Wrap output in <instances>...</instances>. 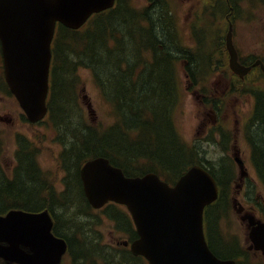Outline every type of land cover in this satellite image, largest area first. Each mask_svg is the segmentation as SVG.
Returning a JSON list of instances; mask_svg holds the SVG:
<instances>
[{"label":"trees","instance_id":"1","mask_svg":"<svg viewBox=\"0 0 264 264\" xmlns=\"http://www.w3.org/2000/svg\"><path fill=\"white\" fill-rule=\"evenodd\" d=\"M241 1L221 0L218 2V7L223 13L230 12V7L237 12L240 10ZM153 2L152 7L137 13L132 10L134 8L132 3H126L124 0L116 10L107 13L109 14L107 17H113V21L106 18L108 22L103 33L98 36L99 41L100 38L103 39V44L97 48L98 42L95 41L92 44L94 50H90V47L87 49L88 44L85 45L82 38L71 40L64 35V32L79 33L66 28L61 29L59 48L56 51L58 67L54 73L51 108L59 128L63 132L67 130L71 141L67 164L74 178L78 177L80 163L92 156L108 157L114 164L123 167L129 175H135V170L143 168V165L140 168L137 166L140 159L144 158L151 163L161 164L171 173H178L189 165L200 162L199 152L179 141L172 125L171 111L176 99L175 60L188 59L187 68L193 81L204 84L211 79L207 72L221 63L218 60V56L222 54L220 38L217 36L207 43L203 41V36L199 39L196 53L186 50L181 47L176 36V19L170 12L168 3L165 0H153ZM110 39L117 42L120 49L110 48ZM142 48L153 52L154 57L151 62L140 56ZM180 49L186 55L179 56L176 52ZM105 51L110 56L115 54L116 58L114 57L113 60L108 58L103 64L99 61L98 54ZM91 55L95 56L103 76L114 81L115 84L111 83L112 90H115L124 102V110L120 109L119 112L125 126L127 123L124 113L129 117V125L126 129L112 127L99 131L95 126L86 125L82 119V111L76 103L75 73L78 65L95 69L91 64L93 63ZM187 55L191 57H186ZM95 71L102 82L100 73L96 69ZM137 71H140L138 75ZM262 114L264 126V104ZM131 130L135 131L138 137L131 138ZM258 137L263 152H260L262 155L260 162L264 172V129L258 132ZM26 161H24L26 170H22L17 188H8L5 179L0 178V204L17 196L24 202H30L37 193V175L33 165L28 159ZM217 168L220 169L222 179L227 181L228 171ZM75 181L73 180V183ZM22 207L31 210V207ZM58 208L64 213L71 228L77 230L80 223L78 221H83L82 211L85 207L73 204ZM85 235L82 236L83 242L81 241L80 244L78 243L80 239L75 238L79 248L77 256L81 264H101L102 258L105 259L106 264H139L130 256H112L95 243V238Z\"/></svg>","mask_w":264,"mask_h":264},{"label":"flooded vegetation","instance_id":"2","mask_svg":"<svg viewBox=\"0 0 264 264\" xmlns=\"http://www.w3.org/2000/svg\"><path fill=\"white\" fill-rule=\"evenodd\" d=\"M242 1L243 15L240 12V17L241 19L243 18V46L250 48L248 51H243V65L252 68L244 79L257 78L264 80V0ZM227 17L228 14L225 15V18ZM146 25L148 26V24ZM190 27L191 30H195L194 24L189 25ZM225 29L227 30L226 26L220 28V32L215 35V39L217 36L220 38L219 41L221 42L222 53L224 55L227 53L224 37ZM235 32L236 30H234V37ZM186 50L194 53L191 49ZM140 56L144 59L147 58L145 48L140 50ZM152 57H154V54ZM186 57L191 56L187 55ZM150 59H152L151 55ZM0 76L1 79H4L1 41ZM5 89L7 91L6 84ZM1 90L2 87L0 86ZM241 92L244 93L243 85L241 86ZM250 98L254 101H252L247 115L243 116V106L246 107L247 103H240L243 105L240 119L220 121L214 118L211 126L206 127L201 125L200 127V130L202 129L205 136H215L218 140L229 139L228 142L231 145L229 150H225L219 143H214L212 148L215 151L217 149L224 156L241 158L244 165L243 173L239 172L238 167L235 166V162L236 172L233 170L229 172L227 166H221V169L224 168L228 171L227 181L223 180L224 184H221L224 187V195H227V198L220 199L219 202H216L209 209V224H213L212 231L209 233V242L212 236L211 245L215 249V252H218L220 255L230 256L237 252V247H239L237 237L240 234L229 226L225 220L228 215L234 217L236 214V218H238L244 227L243 236L246 234L243 240L247 244L246 248H243V264H264L262 252L258 251L256 246L251 242L253 228L250 224L251 218H254V221L264 223V172L260 162V158L262 157L260 152L262 150L258 137V132L260 133L264 129L261 118L263 115L264 87L260 88V96L255 97L254 95L253 98ZM221 106L223 105H219V110H221ZM3 120L6 121L4 117L0 116V122ZM8 121L13 123L11 119H8ZM233 122L236 125L232 124ZM25 148L27 146L19 138H16L15 142H8L5 139L4 129L0 128V178L5 179L7 187L17 188L19 186L20 174L22 170H26L24 161L27 162V159L33 165V169L37 175V193L33 195L30 202H24L18 196L17 198H11L10 201L5 200V202L0 204V216H5L10 211L7 207L21 208L35 214L46 213V216L34 220L37 228L42 230H34L31 232L19 231L17 233L19 236H34L36 240L25 239L11 242L5 240L0 243V246L7 250L3 252V255H0V264H52L55 261V242H52L49 238L40 239L42 235L50 236L47 229L51 226L52 235L56 238L64 239L67 244V252L59 264H72V252L76 254L75 258H79L77 256L79 248L75 238L77 240L80 239L79 244L85 233L87 234L85 236L93 238V231H95L97 220H101V217L98 215L93 219L95 215H92L91 212V215H88V211L83 209V221H78L80 224H78L77 230H73L67 222L64 213L58 207L76 204L82 206V208H90V204L83 191L80 177L74 178L71 174L70 167L66 166V168H63L60 166L58 157H53L52 159L49 155L42 153V150L30 151L25 150ZM9 149H12V154L8 152ZM73 180L75 183H73ZM22 206L31 207V210L23 208ZM2 207L4 208L1 209ZM113 209L119 210L117 216H114ZM93 211H95L94 213H103L111 221L110 224L116 227L118 222H123L125 226L124 229L121 228L123 234L128 236V234L130 235V233L134 232L130 215L125 207L109 204L99 211ZM206 223L209 225L208 221ZM132 235H135V233ZM40 249L43 252H39Z\"/></svg>","mask_w":264,"mask_h":264},{"label":"water","instance_id":"3","mask_svg":"<svg viewBox=\"0 0 264 264\" xmlns=\"http://www.w3.org/2000/svg\"><path fill=\"white\" fill-rule=\"evenodd\" d=\"M115 0H0V37L3 41L7 82L36 122L46 113L51 44L57 21L78 29L96 12L113 7ZM230 65L241 77L248 68L228 39ZM86 193L95 207L108 200L128 205L140 239L133 253L150 264H234L221 261L209 250L203 232V209L217 197L213 177L193 167L175 188L157 175L127 178L109 161L98 158L83 169ZM27 213L11 212L8 217Z\"/></svg>","mask_w":264,"mask_h":264},{"label":"rangeland","instance_id":"4","mask_svg":"<svg viewBox=\"0 0 264 264\" xmlns=\"http://www.w3.org/2000/svg\"><path fill=\"white\" fill-rule=\"evenodd\" d=\"M136 5L139 7L146 6V0H135ZM180 5L182 6L183 11L180 13V29H182V34L184 35V38L186 40L185 44L188 46H191L193 41L189 36V33L184 28L188 27V20L186 19L185 12H187L189 9L192 8L193 4H198L197 0H179ZM109 14L105 16H99L98 18H92L90 20V23L85 27V29L80 32L79 34H72V32H64L65 36H68L73 40L72 38H82L85 45L88 44V47H90V50H94V45H92L95 41H97V48L100 47L103 44V39L99 41L98 36L103 33L104 28L107 24L106 18H110V20L113 21V17H107ZM110 22V21H109ZM235 25V44L237 48L239 49V52L243 55V51H248L250 48L243 46V18L236 21L234 23ZM201 29H208V26L201 25ZM185 30V31H184ZM99 44V45H98ZM91 45V46H90ZM126 44H124V47ZM109 47L110 48H116L120 49L118 47L117 42L112 41V39L109 40ZM123 48V47H121ZM109 56V57H106ZM116 58L115 54H112L110 56L107 54V52H103L101 54H98V59L101 63L105 64L107 62V59L113 60V58ZM89 63L93 61V66L95 69L100 73L102 77V87L106 94L107 100L104 98V96L101 93L100 88L96 85L94 77L92 74H90V70H87L85 68H80L77 71V74L80 79V87L79 92L83 96H86L85 100H82L83 107L86 110V114L88 117V121L93 125H105V126H115L117 123V118L115 117V113H117L118 110L122 109L124 110V102L121 99V96L117 95L115 90H112L111 83L115 84L114 81L112 82L111 79L103 76L100 67L98 66L95 56L91 55V61L88 60ZM94 69V70H95ZM96 72V71H95ZM124 75V74H122ZM219 85H224V81L222 78L218 79ZM186 79H184V75L182 73V68H179V87L182 88V98L179 102V107L175 110V119H176V126L181 135H183L187 141L193 142L197 141L198 138H202L205 133L201 130L197 132V130L200 128V125L207 126L210 124L212 120V113H210V107L206 106L205 101L202 99V96H200L198 93L194 92H187L186 90ZM117 89V87H116ZM118 90V89H117ZM120 97V99H119ZM86 101H88L92 108H93V116L89 113L88 107L86 104ZM119 101V102H118ZM210 102V101H207ZM247 103V106H243L241 104V107L243 106V116L248 114L249 109L251 108L252 100L249 96H243V98H232L228 102L225 103L223 114H225L226 118L231 115L232 104L235 103ZM211 103V102H210ZM212 105V103H211ZM11 113L12 116L16 118V124L14 126H7L6 124L0 123V128L5 129L6 133V139H11L13 136L19 131L24 135L31 136L34 135L35 132L39 133L40 135H43L44 128L47 130L46 132H49L51 134H54L52 131V128L48 126H43V129L37 130L36 127L26 123L23 118L21 117V113L18 109V104L16 103L15 99L12 97H8V99L4 100L2 104L0 105V116H3L4 114ZM125 115L126 120V126L129 125V117L128 115ZM238 116H234L233 119H237ZM211 119V120H210ZM104 129H99V131H103ZM65 131V130H64ZM66 133V134H65ZM64 135L66 137L67 143L70 141V138H68V132H64ZM71 144V141L68 143V145ZM9 153L12 154V149H9ZM214 157H216V153L213 152L212 154ZM179 173V172H178ZM178 173H173L170 175L171 178H174L178 175ZM169 177V178H170ZM92 219V217H90ZM80 224V223H79ZM110 229V228H109ZM108 229V230H109ZM102 230L104 231V239L106 242L114 243L116 240L120 239V235L117 233L109 232L105 228L102 227Z\"/></svg>","mask_w":264,"mask_h":264},{"label":"bare ground","instance_id":"5","mask_svg":"<svg viewBox=\"0 0 264 264\" xmlns=\"http://www.w3.org/2000/svg\"><path fill=\"white\" fill-rule=\"evenodd\" d=\"M211 40H212V38L208 35V36H205L204 38H203V41L204 42H206L207 41V43H209V42H211ZM118 50V49H117ZM179 56H184V55H186V53L185 52H183V51H181V49L178 51V52H176ZM70 141H68V143H69ZM71 145V144H70ZM69 145V146H70Z\"/></svg>","mask_w":264,"mask_h":264}]
</instances>
